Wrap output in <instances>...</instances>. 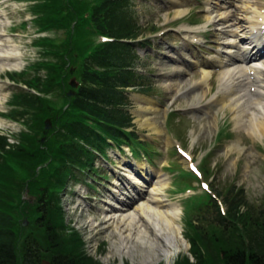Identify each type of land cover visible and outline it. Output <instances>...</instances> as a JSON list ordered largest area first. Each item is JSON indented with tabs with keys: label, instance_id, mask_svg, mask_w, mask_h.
Returning a JSON list of instances; mask_svg holds the SVG:
<instances>
[{
	"label": "rangeland",
	"instance_id": "obj_1",
	"mask_svg": "<svg viewBox=\"0 0 264 264\" xmlns=\"http://www.w3.org/2000/svg\"><path fill=\"white\" fill-rule=\"evenodd\" d=\"M125 1L121 6L122 11L120 9V27L133 32L135 23L133 25L131 19L138 18L144 27L138 39L144 40L145 44H142L139 50L135 52L136 57L127 52V46L121 48L122 44H120V51L118 53L122 57L123 65H125L126 61H134L132 64L134 68L132 71L133 75H145V86L151 85V90L155 91V93L148 96L157 103L158 108L161 110L160 116L156 119L162 133L159 134L145 122L147 98L137 93H129L130 104L128 105V109L134 117V123L141 138L150 141L154 146L159 148L158 151L156 149L154 158L151 160V168H154V172H156L154 180L156 181L158 178L164 179L168 183L163 191L164 198L180 206L179 222L182 225L183 239L188 246L172 255L170 257L171 261L167 260V263L164 258L165 256L161 252H154L149 256L147 255L149 251L137 252V249L132 246L131 252L116 251L112 242L113 240L116 241L118 236L112 233V229L105 232L104 225H100L94 230L90 229L89 222L91 219L102 220L103 217H99L100 210H98V206L104 205L99 199H101V194L105 195V188L107 186L111 187L109 181L112 176L110 175L106 179L107 173L104 176H99L97 175L98 170L100 172L109 170L110 168H107V163L110 161L115 162L120 167L123 159L127 157V152L119 149L116 145H113L108 151L109 161H106L105 158L99 156L94 151L97 168L92 174H95L97 181H93L96 186H94L92 181L88 184L91 187L94 186V188L82 185L81 180L75 183L76 180H73L75 176H73L70 177L63 189L65 184L60 181L57 174L56 178H53L54 183L47 182L48 177L41 176V171L47 163L36 167V173L34 170L32 171V179L28 184L24 183L22 187V202L19 205L22 212L20 216V233L23 240L28 232L35 230V236L40 241L37 244L46 249L42 250L43 254L48 252L47 249L53 251V247L49 248L46 245L47 234L45 229L40 228L36 222V218L39 215L36 212V205L41 197L39 193L44 190L48 195L47 205L49 215L54 220V223H52L54 228L51 234H56L57 241L61 242L68 249V252L78 254L82 251V255H86V258L98 260L102 264H174L175 258L178 255H187L192 258L190 237L193 231L190 227L189 218L195 220L197 216H203V212L194 214L189 202L190 200H186L188 196L196 193L200 194L204 191L201 187L202 185H199L200 183L194 182L196 179L188 177L185 173V169L188 170L189 167L188 163L193 162L201 167V163L208 158L204 162L205 166L203 167L208 175L206 177L203 171L204 180L210 184V188L206 189V191L212 194L217 191L226 194L233 185L237 189H243L246 204L241 210L243 212L249 211L256 218L258 212L264 209V137L252 139L245 128L239 130L235 127L230 110L224 111L223 115L220 110L216 111L208 104L211 96L218 89L217 73L211 76L214 90L208 92L200 100H192L193 95L190 92L192 88L190 87L197 82V79L200 82L202 75L193 70L194 54H192V57H186L188 62L177 61V51H183L182 48L187 46L181 40L178 31L181 27L180 24H183L182 21L186 19L195 23L205 21V0H188L189 3L191 2L189 4L190 7H194V12L192 10L189 13V10L183 19L176 17L171 0ZM42 2L43 0H0V10L3 12L4 21L2 24L0 23V33H6V36H11L13 41L19 44L20 51L22 52L21 59H23L22 64L17 69H1L0 67V95L4 101L0 103V118L5 120L3 127H0V133L3 134H11L18 137V135L21 136L22 131H25L26 134L30 132L29 128L21 122L7 119L4 115L8 113L16 115V112L20 110L17 106V101L21 85H17L11 81L8 73L17 72L19 75L23 73H25L24 75H28V73L29 75L33 74V70L28 69L29 64H34V61L39 56L38 51L40 49L32 43L38 34L34 32L35 28H29V25L31 24L30 20L39 15L38 13L35 14L34 10ZM25 21L28 23V27L27 25H23ZM127 24L129 25L127 26ZM63 32L65 33V30ZM54 33L56 37H60L59 31H54ZM137 33L139 32L136 31L135 35ZM207 36L211 42L214 39L213 31H210ZM148 40L152 43L151 45H146ZM207 44L208 46L206 47H197L203 53H208L212 51L210 47L212 43ZM123 55L125 56L124 58ZM147 56L149 59H146ZM191 58L193 60H189ZM175 62L184 64L185 69L183 70L181 80H177L178 83L174 82L176 85L170 87L167 81V74L171 73V63ZM73 68H77L76 63L72 65ZM67 80L69 78L66 76L65 82L68 83L69 81ZM61 89L62 87L56 85L50 95V98L53 100V106L56 105L57 108L62 104V97L59 96ZM208 89L209 87L205 86L199 92L203 94ZM156 91H159V94H156ZM219 129H221V133L217 138ZM57 135L50 133L49 136L44 138L42 142L44 149H47L48 143L53 138L56 141L58 138L57 144L65 139L63 136ZM10 138L14 139L13 137ZM236 144L240 145L238 147L242 149H237ZM179 145L193 154V161H184L178 153L177 147ZM130 158L133 160L132 157ZM144 161L143 157L138 158V164L147 165V162ZM133 163L137 164L135 161ZM73 170L75 171V175L80 179L81 174L79 176V170L77 168ZM37 176H39L40 180L37 179ZM43 179H47L46 182L41 181ZM33 182L34 184H32ZM190 182L197 186V188H189L187 185L191 184ZM60 183L63 184L61 187H59ZM82 186H84L85 190H88L90 196H95V199L87 198L79 200L76 195L80 192ZM50 187L52 188V192L48 190ZM78 202L81 205L77 206ZM58 206L63 208V213L61 212L62 218L57 224L56 211ZM186 213L192 216H188ZM204 231L210 233L212 226L207 225ZM45 256L48 255L46 254Z\"/></svg>",
	"mask_w": 264,
	"mask_h": 264
},
{
	"label": "trees",
	"instance_id": "obj_2",
	"mask_svg": "<svg viewBox=\"0 0 264 264\" xmlns=\"http://www.w3.org/2000/svg\"><path fill=\"white\" fill-rule=\"evenodd\" d=\"M123 2L126 1L43 0L34 10L39 14L38 25L65 30V35L58 40L48 38L39 42L47 60L33 66V76H22V81L29 87L46 94L38 96L26 90L18 94L20 110L16 116L23 118L30 129L29 133L21 135L22 145L7 149V138L0 135V264H43L41 249L45 248L38 245L40 241L35 236V230L28 232L23 240L20 233L22 187L24 183L28 184L29 175L33 170L35 172L36 167L47 163L41 176L48 177V180L41 181L54 183L53 178L57 174L64 183L71 173L66 170L67 165L77 163L80 154L86 151L80 139L91 141L98 148L96 141L106 144V138L132 145H147L135 131L127 130L134 125L124 110L126 100L121 88L133 81L123 69H118L121 56L116 48L120 38L135 36L136 31L141 30L133 19L131 23H135L132 27L136 31L129 32L120 27ZM92 33L106 34L116 41L103 43L96 49L91 47L94 43ZM90 51L92 56H89ZM75 62H80L82 85L74 96L69 97L64 78ZM42 69L46 72L45 78L39 74ZM56 85L62 87L59 92L62 104L58 108L47 96L51 95ZM67 104L69 106L65 109ZM48 118L53 120L57 129L55 133L65 139L57 144L58 138L57 141L53 138L44 149L42 135ZM22 173L26 176L22 177ZM62 185L60 183L59 187ZM49 191L52 192L51 189ZM39 195L36 222L45 229L47 247H53L51 263L102 264L86 258L82 251L78 254L68 252L57 241L56 234H51L54 220L49 215L48 195L44 190ZM219 195L227 204L226 213L222 212L217 199L210 195L189 199L194 214L203 212L202 217L197 216L195 220L189 218L193 231L190 240L194 261L184 255L175 264H264V209L258 212L256 218L249 211L243 212L241 208L246 204V197L244 191L234 185L226 194L219 192ZM58 218L57 224L60 216ZM207 225L212 226L210 233L204 231Z\"/></svg>",
	"mask_w": 264,
	"mask_h": 264
},
{
	"label": "bare ground",
	"instance_id": "obj_3",
	"mask_svg": "<svg viewBox=\"0 0 264 264\" xmlns=\"http://www.w3.org/2000/svg\"><path fill=\"white\" fill-rule=\"evenodd\" d=\"M174 6L176 16H183L189 10L185 3L175 1ZM205 19V24L194 27L184 25L183 28L187 37L193 35L192 37L197 38L198 41L201 37L193 34L197 30L211 25L216 31L217 54L215 57L207 55L205 58L209 60L208 63L214 62L220 68L219 87L210 103L223 115L224 111L230 110L235 127L239 130L245 128L251 138L264 137V62L256 60L252 64L261 69L257 70L252 69V66L246 67L238 62L239 60L231 58L232 55L242 58L241 49L245 48L249 54L255 41L253 48L258 46L257 42L261 43L257 33L263 32L264 0H207ZM2 22H4L3 12L0 10V23ZM20 50L19 44L15 43L13 38L0 33L1 69H17L22 64ZM251 72L254 75H251ZM210 76V70L203 73L205 79L203 83L209 86ZM167 79L170 87L176 85L175 72L168 73ZM204 95H207V91L202 95L193 93L192 100H199ZM147 99L145 122L160 134L162 130L158 127L156 118L160 116L161 110L155 101ZM3 102V97L0 95V103ZM4 123L5 120L0 118V127ZM236 145L239 149L240 145ZM121 168L133 178L131 182L137 186L133 200L129 203L116 201L115 207L108 206L101 209L102 220L91 219L90 229L94 230L100 225H104L105 232L112 229V233L118 236L117 242L114 240L112 242L116 251L131 252L132 246L137 249V252L149 251L147 254L149 256L154 252H161L166 262H170L172 255L188 246L183 239L182 225L179 222L180 206L164 198L163 191L168 185L164 179L158 178L153 181L149 189L150 196L145 197L143 187L146 186L145 183L151 182L148 180L149 175L146 169L142 166L131 167L134 170L131 172L127 164H123ZM109 195L114 194L110 191Z\"/></svg>",
	"mask_w": 264,
	"mask_h": 264
}]
</instances>
